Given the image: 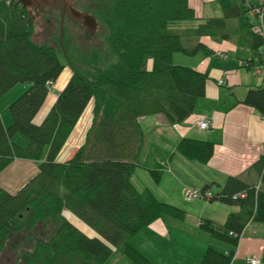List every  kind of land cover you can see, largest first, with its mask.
Here are the masks:
<instances>
[{
    "label": "trees",
    "instance_id": "trees-1",
    "mask_svg": "<svg viewBox=\"0 0 264 264\" xmlns=\"http://www.w3.org/2000/svg\"><path fill=\"white\" fill-rule=\"evenodd\" d=\"M16 1L0 0V98L18 83L29 84L8 106V128L0 119V172L14 159L36 161L38 169L17 192L0 186V255L13 235L49 220L55 232L26 251L22 264H105L115 250L129 264H151L128 244L130 237L161 216L182 220L186 212L134 186L131 176L143 143L138 122L157 114L177 124L194 113L198 99L206 96L208 74L173 63L172 57L175 52L213 55L200 41L204 36L252 49L257 61L244 65L258 67L264 54V0H218L222 16L203 19L190 0H98L101 7L95 14L105 27L107 47L82 54L78 66L67 57L69 81L40 124L33 118L64 65L56 49L32 39L35 19ZM91 99L93 123L83 145L68 161L57 162ZM241 103L264 117V78L260 86L247 90ZM19 133L26 137V147L13 143ZM176 148L184 158L207 164L215 146L188 137ZM252 166L259 176L254 185L232 175L208 200L239 209L228 213L224 224L203 218L199 225L233 250L223 253L207 247L197 264H232L246 224L264 225V153ZM148 171L159 183L162 165ZM67 212L96 236L74 225Z\"/></svg>",
    "mask_w": 264,
    "mask_h": 264
},
{
    "label": "crops",
    "instance_id": "crops-1",
    "mask_svg": "<svg viewBox=\"0 0 264 264\" xmlns=\"http://www.w3.org/2000/svg\"><path fill=\"white\" fill-rule=\"evenodd\" d=\"M189 5L196 10L198 18L208 17L205 6H201L199 0H194V3L190 0ZM197 7H200L199 13ZM200 41L206 43L214 54L203 56L202 53H198L189 56L175 52L172 57L173 63L188 65L208 74L206 96L198 99L194 113L177 124L167 123L157 114L145 115L138 122L143 143L140 145L136 157L137 165L131 176L134 186L140 190H150L157 200L172 204L186 212L182 220L161 216L151 222L149 227L130 237L128 244L145 255L151 264H197L205 255L207 247L223 253L232 251L233 248L228 243L220 246L208 241L209 233L204 230L203 233L199 225L203 218L224 224L228 213L239 208L218 201L211 203L204 198L189 201L185 198V193L191 188L201 191L205 186H210L211 192H218V187L232 175L250 185H254L259 179L252 170V165L264 153V117L253 107L241 103L250 87L255 88L260 85L252 75L253 68L247 69L244 65L248 61L257 60H254L252 49L241 47L234 40L214 41L204 36ZM261 59L263 60L259 66L262 73L259 75L264 78V54ZM50 88L45 103L33 118L35 124H40L47 116L50 107L56 102L57 94L62 89L55 90L53 94ZM17 94L19 93L17 92L16 96ZM93 102L94 100L91 99L85 108L78 124L72 130V135L56 157L57 162L68 161L83 145L85 135L93 123ZM0 119L8 128L10 124L8 116L0 115ZM199 120L209 121V129L203 130L197 126ZM188 137L214 143L211 161L207 164L198 163L184 158L179 153L176 148L178 141ZM14 161H22L38 169L36 161L14 159L12 162ZM158 163L162 165L163 172L159 183H155L148 168H154ZM27 181L28 178H22L17 191ZM0 186L5 188V185L0 184ZM66 216L85 234L96 236L92 230L88 233L82 227L81 221L70 212H67ZM239 240L234 248L232 264H250L246 258L251 255L259 258L264 264V225L261 222H248Z\"/></svg>",
    "mask_w": 264,
    "mask_h": 264
},
{
    "label": "rangeland",
    "instance_id": "rangeland-1",
    "mask_svg": "<svg viewBox=\"0 0 264 264\" xmlns=\"http://www.w3.org/2000/svg\"><path fill=\"white\" fill-rule=\"evenodd\" d=\"M81 5L84 7L83 9L86 12H89L93 17H95V21L100 23V28L98 32L87 31L80 20L71 19L69 30L63 33V39H65V43L67 46L66 48L63 46L61 47V28L59 27V20H60V11L62 8L55 7L50 8L52 11L53 17L51 18V24L46 23L47 16H40L37 17L34 21V28L35 32H33L32 39L37 41L41 44H49L52 48L57 50V54L59 59H61L64 65V71L60 73L58 76L57 82L52 84L50 91L54 94L55 90L58 91L61 89L65 84L69 81V77L71 75L72 69L68 66V58L73 60V63L78 66L76 62H78V58L83 54L87 55L91 50H98L105 49L107 46L105 45L106 39V31L104 25L99 20V16L95 13L97 12L98 8L101 7L98 0H78ZM250 2H255L256 0H249ZM201 6H205L207 16L214 17V16H222V9L218 4V0H199ZM194 3V0H192ZM198 8V9H197ZM198 13L200 12V7H197ZM34 17V15H32ZM49 17V16H48ZM206 17V16H205ZM70 16H68L65 20L68 21ZM73 25V26H71ZM65 34V36H64ZM182 55V54H179ZM68 57V58H67ZM184 57V56H182ZM253 71L252 75L256 78V81H259V84L263 81V76H255V70ZM28 82L26 84L18 83L17 86H14L10 89L6 95L0 98V115L8 116L9 121L11 123V114L9 113L8 106L14 100L17 99L19 95H23L28 88ZM260 86V85H259ZM17 94L16 96V93ZM50 96V95H49ZM92 125V124H91ZM13 143L17 146H27V139L23 134H16L15 138H13ZM63 156V155H62ZM62 159V157H60ZM37 172V169H34V166L31 164H25L24 162H12L9 168L3 170L0 173V184L5 185L4 187L7 188L9 191H17L19 186V182L22 178H28V180L32 179V176ZM85 230L90 233L92 228L81 224ZM55 226L52 224L51 221H45L44 223H38L33 229L25 228L23 233L19 235H13L9 239V244H7L3 250V253L0 255V264H22V256L25 254L26 251H30L33 249L35 243L38 240H45L49 236L55 232ZM93 231V230H92ZM95 234L94 232H92ZM204 233V231H203ZM209 233V232H208ZM209 240L212 244L216 245L220 244L224 245L223 242L213 239L209 234ZM105 264H129V259L124 256L121 251L115 250L111 255L109 261Z\"/></svg>",
    "mask_w": 264,
    "mask_h": 264
},
{
    "label": "water",
    "instance_id": "water-1",
    "mask_svg": "<svg viewBox=\"0 0 264 264\" xmlns=\"http://www.w3.org/2000/svg\"><path fill=\"white\" fill-rule=\"evenodd\" d=\"M17 4L21 5V7H28L33 8L35 4H38L39 6H49L52 8L60 7L62 9L71 8V15L77 20L82 19L83 26L88 28L90 32H95V30L98 32L100 28V23L95 21V17H93L91 14L86 12L81 5V3L78 0H17ZM64 20V17L62 18L60 22L61 27V37L63 35L64 28L62 27V22Z\"/></svg>",
    "mask_w": 264,
    "mask_h": 264
},
{
    "label": "built area",
    "instance_id": "built-area-1",
    "mask_svg": "<svg viewBox=\"0 0 264 264\" xmlns=\"http://www.w3.org/2000/svg\"><path fill=\"white\" fill-rule=\"evenodd\" d=\"M260 17V24H261V28L262 26V21H263V17L261 15H259ZM261 34L264 35V28H262ZM253 70H255V75H259L260 73H262L261 67H255L253 68ZM197 126H199L200 128H202L203 130H207L209 129L210 125H209V121L207 120H199L197 123ZM213 192V191H212ZM212 192L211 191H200V190H196L195 188H191V189H187L186 193H185V198L189 201H191V199H206L209 200V198L212 196ZM246 261H248L250 264H262L261 260H259V258H256L254 256H247Z\"/></svg>",
    "mask_w": 264,
    "mask_h": 264
},
{
    "label": "flooded vegetation",
    "instance_id": "flooded-vegetation-1",
    "mask_svg": "<svg viewBox=\"0 0 264 264\" xmlns=\"http://www.w3.org/2000/svg\"><path fill=\"white\" fill-rule=\"evenodd\" d=\"M16 3H17V1H16ZM18 5V4H17ZM21 6V5H20ZM26 8H28V7H26ZM51 8V7H50ZM70 9L71 8H66V9H61V11H60V15H59V17H60V20H59V27H60V22H61V20H62V18L64 17V20H63V22H62V27L64 28V30L65 31H67V30H69L70 28H69V26H70V22H71V19H73V20H76L72 15H71V11H70ZM28 12H29V14L30 15H34V19H36L37 17H40V16H47V19L45 20L46 21V23L47 24H51V18H54L53 17V14H52V11H50V9H49V6H39L38 4H35L34 5V7L33 8H28ZM89 13V12H88ZM90 14V13H89ZM49 16V17H48ZM68 16H70V19H68V21H66L65 22V20H66V18L68 17ZM51 17V18H50ZM78 20H80L81 21V23H82V26H83V21H82V19H78ZM77 21V20H76ZM71 26H73V25H71ZM85 27V26H84ZM61 28V27H60ZM86 28V27H85ZM88 28H86V30H87ZM64 30H63V33H64ZM88 31V30H87ZM60 32H61V30H60ZM61 35V34H60ZM62 37H63V35H62ZM61 37V38H62ZM63 39V38H62ZM60 43H61V47H63L64 46V43H63V41H60Z\"/></svg>",
    "mask_w": 264,
    "mask_h": 264
},
{
    "label": "bare ground",
    "instance_id": "bare-ground-1",
    "mask_svg": "<svg viewBox=\"0 0 264 264\" xmlns=\"http://www.w3.org/2000/svg\"><path fill=\"white\" fill-rule=\"evenodd\" d=\"M87 116V115H86Z\"/></svg>",
    "mask_w": 264,
    "mask_h": 264
}]
</instances>
